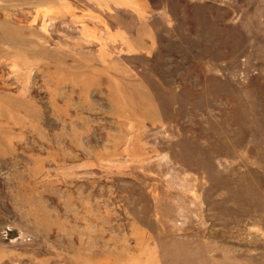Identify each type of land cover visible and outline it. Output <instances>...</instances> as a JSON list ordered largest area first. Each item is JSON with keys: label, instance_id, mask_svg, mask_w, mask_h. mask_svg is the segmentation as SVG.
Here are the masks:
<instances>
[{"label": "rangeland", "instance_id": "obj_1", "mask_svg": "<svg viewBox=\"0 0 264 264\" xmlns=\"http://www.w3.org/2000/svg\"><path fill=\"white\" fill-rule=\"evenodd\" d=\"M0 264H264V0H0Z\"/></svg>", "mask_w": 264, "mask_h": 264}]
</instances>
